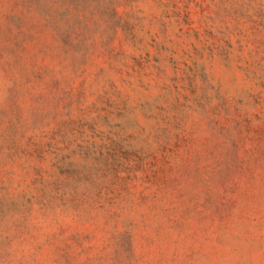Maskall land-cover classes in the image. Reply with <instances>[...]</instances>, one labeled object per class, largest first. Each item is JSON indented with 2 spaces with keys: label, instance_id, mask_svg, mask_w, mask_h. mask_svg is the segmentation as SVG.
<instances>
[{
  "label": "rangeland",
  "instance_id": "rangeland-1",
  "mask_svg": "<svg viewBox=\"0 0 264 264\" xmlns=\"http://www.w3.org/2000/svg\"><path fill=\"white\" fill-rule=\"evenodd\" d=\"M0 264H264V0H0Z\"/></svg>",
  "mask_w": 264,
  "mask_h": 264
}]
</instances>
